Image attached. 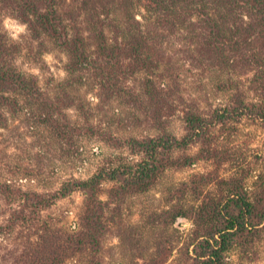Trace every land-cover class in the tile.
<instances>
[{
    "label": "rangeland",
    "instance_id": "374dc122",
    "mask_svg": "<svg viewBox=\"0 0 264 264\" xmlns=\"http://www.w3.org/2000/svg\"><path fill=\"white\" fill-rule=\"evenodd\" d=\"M59 1L64 16L73 13L76 19L67 23L86 39L102 70L73 66L55 41L34 36L0 3L7 62L34 78L44 99L41 103L6 89L8 105H0V181L15 192L48 195L64 183L90 179L101 170L135 166L143 154L132 151L131 140L157 137L156 123L181 137L186 111L207 116L227 104L237 89L248 101L258 102L250 90L253 73L247 66L234 67L226 58L221 69L214 67L195 54L191 30L159 31L152 20L142 18L137 0H112L106 7L88 6L83 0ZM132 15L152 33L165 57L152 73H132L126 63L120 67L97 52L100 33L111 45L131 35L137 27ZM150 79L163 90H158L163 100L148 101L145 84ZM167 101L170 109L151 118L150 110ZM174 158L180 163L164 169L148 192L122 196L117 182L102 183L100 244L96 251L77 255L71 264H191L198 237L214 224L202 216L203 207L224 203L230 193L222 182L232 180L254 198L258 176L264 172V119L215 126L205 141L176 152ZM186 158H193V163ZM19 203L16 195L0 193V225ZM85 215V196L74 192L46 209L41 221L75 232ZM41 226L17 229L0 239V264H26L28 259L34 263L28 256L29 242L43 231ZM227 264H264V223L231 247Z\"/></svg>",
    "mask_w": 264,
    "mask_h": 264
},
{
    "label": "trees",
    "instance_id": "16d2710c",
    "mask_svg": "<svg viewBox=\"0 0 264 264\" xmlns=\"http://www.w3.org/2000/svg\"><path fill=\"white\" fill-rule=\"evenodd\" d=\"M111 1L83 0V3L106 7ZM0 3L10 8L34 36L45 35L55 41L69 54L73 66H93L102 70L93 61L86 39L78 34L75 26L67 23L74 22L76 18L71 12L68 16L63 15L65 10L61 1L0 0ZM137 6L144 12L142 18L152 20L154 25L159 26V31H174L177 28L191 30L195 37V54L212 62L214 67L221 69L226 58L234 67V63L247 66L253 73L249 81L250 90L256 94L258 102L248 101L246 94L237 89L227 104L214 108L207 116L186 111L185 133L181 137L168 132L161 123H156L160 130L157 137L129 142L133 152L143 154L142 161L135 166L101 170L90 179L64 183L58 191L48 195L15 192L10 185L0 181L3 196L16 195L20 199L18 208L10 212V216L4 220L5 224L0 225V239L17 229L36 230L38 225H42L43 231L35 233L34 239L29 242L28 256L34 263L28 259L26 264H71L77 255L97 250L103 235L98 221V210L102 204L98 195L105 180L117 182L120 185L118 193L122 196L148 192L154 179L164 169L180 163L174 154L205 141L211 128L230 122L240 123L245 118L264 119V0H137ZM133 16L137 27L132 28L131 35L125 37L123 43L117 41L111 45L100 33L97 52L120 67L126 63L132 67V73H152L159 69L165 57L152 33L143 30L141 22ZM71 29L74 33L70 32ZM7 51L0 36V105H8L9 99L5 96L7 90L43 103L36 80L8 63ZM155 84L152 79L145 84L151 103L161 95L158 91L161 89ZM165 97L168 100V96ZM136 98L141 102L138 96ZM163 98L161 96L159 100ZM165 107L170 109L168 101L165 105L162 102L161 106L159 102L153 111L150 110L151 118H158ZM186 161L190 165L194 160L186 158ZM258 180L260 184L258 182L254 198L234 181L222 182L230 193L224 203L203 207L202 216L214 224L211 230H204L198 237L191 264H227L231 247L264 223V172L258 176ZM74 192L83 193L86 199V215L84 218L82 216L77 231L56 230L53 225L47 226L41 221L46 209Z\"/></svg>",
    "mask_w": 264,
    "mask_h": 264
}]
</instances>
